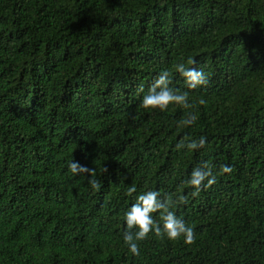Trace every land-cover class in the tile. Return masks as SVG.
I'll return each mask as SVG.
<instances>
[{"label": "trees", "instance_id": "16d2710c", "mask_svg": "<svg viewBox=\"0 0 264 264\" xmlns=\"http://www.w3.org/2000/svg\"><path fill=\"white\" fill-rule=\"evenodd\" d=\"M192 59L203 89L175 73ZM165 68L192 108L140 106ZM203 161L233 171L193 198ZM132 185L186 194L195 242L150 234L133 257ZM0 264H264V0H0Z\"/></svg>", "mask_w": 264, "mask_h": 264}, {"label": "clouds", "instance_id": "9594fccd", "mask_svg": "<svg viewBox=\"0 0 264 264\" xmlns=\"http://www.w3.org/2000/svg\"><path fill=\"white\" fill-rule=\"evenodd\" d=\"M188 64L191 66L186 67L184 63H177L174 66L175 73L183 79L186 89L196 90L207 87L208 74L202 68L195 66V59L189 60ZM138 91L142 93L140 106L143 109L158 110L163 113L170 105L181 109L193 107L189 102V91L173 86L172 75L167 68L158 72L153 83L146 90L141 85ZM199 103L203 104L205 101L200 99ZM196 120L195 113L189 112L179 122V125L189 127L194 125ZM206 142L207 138L203 135L198 140L182 138L175 148L177 151L195 152L203 148ZM67 167L73 176L84 175L92 189L98 190L101 187L100 182L95 179L94 169L80 164L73 158L68 162ZM232 171L231 165L224 164L219 167L218 174L220 176L230 175ZM218 174L214 171V165L203 161L191 169L184 183L190 186L191 196L194 198L216 184ZM126 195L131 198L132 202L123 213L125 229L122 239L133 257L141 255L138 242L150 238V234L169 241L182 240L185 245L195 242L196 235L193 227L173 211L174 208L187 205L189 202L188 196L182 191L178 190L174 196L173 194H162L158 189H145L137 192L136 186L132 185L127 188Z\"/></svg>", "mask_w": 264, "mask_h": 264}]
</instances>
